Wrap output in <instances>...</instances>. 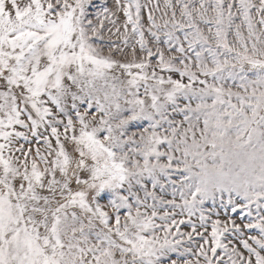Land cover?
I'll list each match as a JSON object with an SVG mask.
<instances>
[{
    "label": "snow or ice",
    "instance_id": "1",
    "mask_svg": "<svg viewBox=\"0 0 264 264\" xmlns=\"http://www.w3.org/2000/svg\"><path fill=\"white\" fill-rule=\"evenodd\" d=\"M0 264H264V0H0Z\"/></svg>",
    "mask_w": 264,
    "mask_h": 264
}]
</instances>
